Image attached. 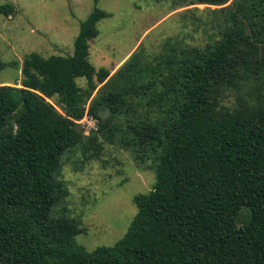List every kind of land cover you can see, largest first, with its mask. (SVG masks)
Wrapping results in <instances>:
<instances>
[{
  "label": "trees",
  "instance_id": "16d2710c",
  "mask_svg": "<svg viewBox=\"0 0 264 264\" xmlns=\"http://www.w3.org/2000/svg\"><path fill=\"white\" fill-rule=\"evenodd\" d=\"M196 4L216 7L218 39L203 47L169 39L154 63L133 53L112 75L96 71L89 41L110 15L94 8L72 55L30 53L20 85H0V264H264V0ZM103 142L155 182L134 196L122 238L87 251L78 224L53 215L65 196L56 175L67 152L96 159Z\"/></svg>",
  "mask_w": 264,
  "mask_h": 264
},
{
  "label": "rangeland",
  "instance_id": "374dc122",
  "mask_svg": "<svg viewBox=\"0 0 264 264\" xmlns=\"http://www.w3.org/2000/svg\"><path fill=\"white\" fill-rule=\"evenodd\" d=\"M7 3L18 11L9 17L0 14V60L6 64L0 83L10 85H20L22 61L30 53L44 58L72 55L79 25L94 8L110 16L97 23L88 60L96 71L107 69L111 75L133 53L154 63L169 39L199 47L218 39L211 12L216 7L196 0H0V5ZM86 83L85 78L76 79L81 88ZM235 96L230 94L224 104H235ZM77 124L84 135L96 130L88 117ZM92 153L76 147L62 156L56 177L65 196L53 209L54 217L78 224L81 232L75 241L87 251L122 238L136 214L134 196L148 193L155 182L153 171L137 166L130 152L118 145L103 142L100 156L91 158ZM247 215L242 210L239 223Z\"/></svg>",
  "mask_w": 264,
  "mask_h": 264
},
{
  "label": "crops",
  "instance_id": "0c3cea01",
  "mask_svg": "<svg viewBox=\"0 0 264 264\" xmlns=\"http://www.w3.org/2000/svg\"><path fill=\"white\" fill-rule=\"evenodd\" d=\"M11 83L8 82H1L0 85H10Z\"/></svg>",
  "mask_w": 264,
  "mask_h": 264
}]
</instances>
